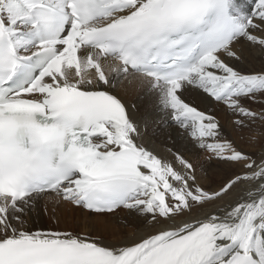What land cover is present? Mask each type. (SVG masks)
<instances>
[{"label": "snow or ice", "instance_id": "obj_1", "mask_svg": "<svg viewBox=\"0 0 264 264\" xmlns=\"http://www.w3.org/2000/svg\"><path fill=\"white\" fill-rule=\"evenodd\" d=\"M0 264H264V0H0Z\"/></svg>", "mask_w": 264, "mask_h": 264}, {"label": "bare ground", "instance_id": "obj_2", "mask_svg": "<svg viewBox=\"0 0 264 264\" xmlns=\"http://www.w3.org/2000/svg\"><path fill=\"white\" fill-rule=\"evenodd\" d=\"M142 89L138 85H132L129 88L127 99L132 103H137V97L141 94ZM226 178V173L223 170L212 168L208 171L207 178L203 181L206 186H215L221 183ZM122 220V216L118 218ZM131 232L132 229H129Z\"/></svg>", "mask_w": 264, "mask_h": 264}]
</instances>
